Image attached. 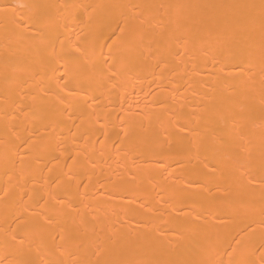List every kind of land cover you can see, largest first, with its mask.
I'll return each mask as SVG.
<instances>
[{
  "label": "bare ground",
  "instance_id": "6f19581e",
  "mask_svg": "<svg viewBox=\"0 0 264 264\" xmlns=\"http://www.w3.org/2000/svg\"><path fill=\"white\" fill-rule=\"evenodd\" d=\"M0 264H264V0H0Z\"/></svg>",
  "mask_w": 264,
  "mask_h": 264
}]
</instances>
